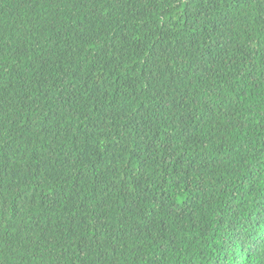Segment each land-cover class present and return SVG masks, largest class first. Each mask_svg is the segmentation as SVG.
Here are the masks:
<instances>
[{
    "label": "trees",
    "instance_id": "obj_1",
    "mask_svg": "<svg viewBox=\"0 0 264 264\" xmlns=\"http://www.w3.org/2000/svg\"><path fill=\"white\" fill-rule=\"evenodd\" d=\"M0 264H264V0H0Z\"/></svg>",
    "mask_w": 264,
    "mask_h": 264
}]
</instances>
